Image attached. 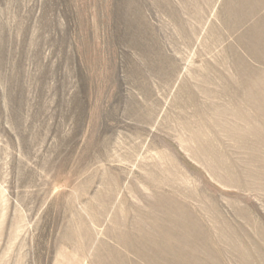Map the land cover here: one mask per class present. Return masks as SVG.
<instances>
[{
  "label": "rangeland",
  "instance_id": "obj_1",
  "mask_svg": "<svg viewBox=\"0 0 264 264\" xmlns=\"http://www.w3.org/2000/svg\"><path fill=\"white\" fill-rule=\"evenodd\" d=\"M0 264H264V0H0Z\"/></svg>",
  "mask_w": 264,
  "mask_h": 264
}]
</instances>
